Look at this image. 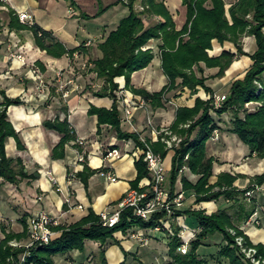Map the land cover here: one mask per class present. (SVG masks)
I'll return each mask as SVG.
<instances>
[{
    "label": "crops",
    "instance_id": "crops-1",
    "mask_svg": "<svg viewBox=\"0 0 264 264\" xmlns=\"http://www.w3.org/2000/svg\"><path fill=\"white\" fill-rule=\"evenodd\" d=\"M8 6L18 14L27 13L32 16L33 23L51 31L54 37L68 50L82 48L73 58L64 56L56 58L39 48L30 31L20 33L11 32L6 26L8 21V7H0V15L4 24L0 33V87L11 99H20L21 106H11L8 110L10 122L17 131L25 147L19 148L15 138H9L6 144L8 157L20 159L27 172L39 175L36 179H26L18 185L6 182L0 178V243L7 233L21 235L28 228L31 218L48 213L58 219L59 225L54 228L56 238L61 231L56 228L70 226L89 216L93 210L97 215L115 206L128 192L134 190L132 183L138 177L136 161L142 154L134 140H121L117 132L109 125L99 128L98 118L91 116L92 107L111 110L114 101L109 97H98L93 92L99 91L105 82L90 72L91 62L103 57L100 45L103 44L111 32L115 31L119 22H114L113 15L123 12L124 6L115 0H75V4L67 0H4ZM164 1L171 12L177 29L181 30L187 22V7L183 0ZM227 8L237 0H225ZM100 2L106 10L104 15L97 19L87 20L84 15L94 16L100 9ZM102 7V6H101ZM95 10V11H94ZM6 14V15H5ZM147 25L159 21L157 17L144 16ZM250 46L254 53L256 41L250 37ZM246 43V40L245 42ZM160 40H152L148 48L154 50L155 59L152 64L132 76V86L138 90L151 93L160 92L168 85V79L162 69ZM236 52L234 45L225 43L220 45L214 42L211 56H219L223 51ZM247 50V49H246ZM249 51V50H247ZM22 56V59L12 56ZM240 56H236L234 65L222 78L215 77L219 68L206 69L207 85L216 95L229 93L231 85L240 76ZM246 64L252 65L249 58ZM249 61V62H248ZM243 63V62H242ZM243 69V67H242ZM248 70V69H247ZM63 74V82L69 83L66 91L59 89L58 75ZM245 73V72H244ZM233 77V78H232ZM120 85L121 94L127 95L137 103L133 109V125L122 122V129L128 133H138L141 137L156 142L157 138L149 126V120L158 129H170L176 120V113L180 107H194L198 97L208 99L209 96L202 89L197 95H192L188 89H178L170 92L166 98L164 108L154 110L141 96L128 91L124 77L116 80ZM179 80L178 83H181ZM144 101L145 105L140 104ZM125 104V103H124ZM125 106V105H124ZM124 106L120 100L121 119L124 115ZM69 123L80 138L88 140L86 149L75 145L71 141L66 146V156L55 160L52 157L53 149L60 143L62 135L46 126L48 122L56 125L57 120ZM217 136L207 143V154L215 159L212 183L218 180L221 174L228 173L236 176L235 187L246 190L254 185L253 179L264 173V158L253 153L236 134L230 132L232 114L218 117ZM195 133L193 138H197ZM118 149L123 153L121 159L105 160L107 151ZM81 154L85 155V162L80 161ZM175 152L171 150L165 159L168 174L172 168ZM85 165L98 171L88 182L86 189L82 180L77 177ZM112 170L117 182L111 183L102 171ZM196 184L200 176L185 169L176 185V196H182V206L177 211L204 210L207 214H214L227 209L233 218L235 227L248 237L254 246L264 245V184L256 186L252 199L244 200L245 212L233 201L220 198L215 201L196 202L194 191H184L182 176ZM55 179V181L52 180ZM150 180L143 179L141 188H149ZM82 206L83 209L79 207ZM254 209V213L247 218L246 213ZM176 224L181 229L183 244L191 243L201 231L199 221L190 215H181L168 221L164 228L172 232L171 226ZM28 230V229H27ZM141 236L146 241L134 238ZM168 236L165 231L130 229L127 233H116L114 239L106 245V264H144L170 263ZM27 239L14 240L21 244ZM117 241L120 245L116 244ZM227 243L221 234L209 235L200 247L210 249L215 247L214 254L207 255L198 250L201 259L206 264L212 261L215 264H229L227 259L219 257V252ZM130 256L126 257L125 252ZM56 264H105L101 256V244L87 240L84 251H73L54 258Z\"/></svg>",
    "mask_w": 264,
    "mask_h": 264
},
{
    "label": "trees",
    "instance_id": "trees-1",
    "mask_svg": "<svg viewBox=\"0 0 264 264\" xmlns=\"http://www.w3.org/2000/svg\"><path fill=\"white\" fill-rule=\"evenodd\" d=\"M75 4V0H67ZM138 0H130L126 7L129 10L127 17L120 21L118 28L111 32L105 42L100 45L103 57L91 62L93 68L90 72L97 74L104 80L105 85L96 92L98 97H109L114 101L111 110L92 107L91 116L98 118L99 128L102 125L111 126L121 140H134L139 148L145 149V145L138 133H128L122 129L120 111V98L118 92L120 85L116 81L124 77L126 89L142 99L157 110L166 105L167 95L178 89H188L192 95H197L202 89L209 96L208 99L198 97L194 107H180L176 113V120L170 130L182 138L179 147L175 148L172 160V168L168 175V188L172 198L176 196V185L184 169H189L193 174L199 175L200 180L194 184L187 177L182 176L184 191L191 190L196 194V202L215 201L225 198L233 201L245 212L244 200L246 193L255 190L256 186L264 184V173L253 179L254 185L240 191L235 187L236 176L224 173L212 183L213 167L215 159L207 154V143L218 129V122L214 114L221 117L232 114L230 132L236 134L253 153L264 158V0H237L229 8L225 0H183L187 7V22L181 30L177 29L174 18L161 0H143L145 10H136ZM8 7V21L6 26L11 32L20 33L30 31L34 35L36 45L47 51L53 57H74V54L82 48L68 50L60 43L51 31H47L36 24H24L20 21L19 14L4 0H0V7ZM106 10L100 6L94 16L84 15L91 20L101 16ZM144 16L157 17L159 21L153 25H147ZM3 21L0 15V33L3 31ZM252 36L256 41L257 50L254 53L245 52L242 38ZM152 40H160L159 45L162 61V69L168 79V85L160 92L151 93L146 90H138L132 86V76L135 72L148 68L155 59L154 50L148 48ZM220 45L231 43L236 52L223 51L219 56H211L214 42ZM248 56L253 64L246 73L244 79L235 81L230 88L227 99L216 108L215 93L207 85L205 67L219 68L215 77H223L227 69L233 64L236 56ZM204 64V66L202 65ZM182 80L181 83H178ZM0 178L6 182L18 185L23 180L36 179L39 175H30L20 159L8 157L6 144L9 138H15L19 148L24 149L19 135L9 120L8 110L11 106H21L20 99H11L0 87ZM258 103L255 110H248L247 104ZM55 130L62 135L60 143L53 149L52 157L55 160L66 156V146L75 141L77 134L73 132L69 123V117L65 120H57ZM197 133L198 137L193 138ZM152 150L166 159L170 150L159 139L152 142L147 139ZM138 177L132 183V188L145 192L149 188H141L143 179L150 178L145 157L136 161ZM85 165L84 170L77 175L88 189L89 179L97 174ZM254 209L246 213L249 218ZM190 215L195 217L201 226V231L190 243L188 254H182L179 249L183 245L181 229L172 224V232L167 233L169 256L173 264H206L201 259L198 250L203 241L213 234H221L227 243L219 252V257L227 259L229 264H251L241 248L237 245L236 238L243 236L248 246L253 247L250 239L244 232L237 229L233 218L227 209L214 214H207L204 210L175 211L174 217ZM167 213L155 214L146 221L134 215L133 210L122 213L119 223L110 228L103 225L100 215L93 210L88 217L80 222L56 228L61 235L48 245L36 246L30 249L26 247H13L10 243L14 240L28 238V228L21 235L5 233V239L0 243V264H22L20 256L29 252L23 264H56L54 258L73 251H84L86 241L91 240L101 244V256L106 264V245L114 239L116 233H127L130 229L155 230L162 226V221L167 220ZM234 230L236 234H232ZM116 244L120 245L117 241ZM258 257L264 258V245L255 246ZM125 252V251H124ZM126 257L129 253H124ZM122 264H126L123 262ZM139 264H144L139 260Z\"/></svg>",
    "mask_w": 264,
    "mask_h": 264
},
{
    "label": "built area",
    "instance_id": "built-area-1",
    "mask_svg": "<svg viewBox=\"0 0 264 264\" xmlns=\"http://www.w3.org/2000/svg\"><path fill=\"white\" fill-rule=\"evenodd\" d=\"M125 1V0H120ZM20 21L24 24H34L32 16L27 13L19 14ZM13 58L22 59V56H12ZM59 89L61 91H66L65 95L67 96L69 92L66 90L69 83L63 82V74L58 75ZM120 92V91H119ZM121 102L124 106V115L122 117V122L125 124L133 125V109L137 107V103L128 99L127 95L121 94L119 96ZM2 98L0 97V100ZM227 99L226 95L215 96V106L219 108L223 102ZM125 103V104H124ZM142 107L145 105V102L142 101L140 104ZM149 126L152 128L153 134L156 136L157 141L159 139L166 145L167 150H174L179 147L182 142V138L174 134L170 129H158L151 120H149ZM73 132L75 130L72 128ZM217 133V131H215ZM215 133V134H216ZM218 139V136L214 137ZM142 143L145 145V149L140 148L142 156L145 157V162L147 163L148 170L150 171V190L145 192H140L139 190H131L124 196L115 206L108 208L106 211L100 214L103 225L107 227H114L119 223L121 215L126 210H133L134 215L140 217L146 221L150 220L155 214L167 213L168 219L162 221V226L156 228L155 230L162 231L167 225L168 221L174 220L175 211L182 206L183 197L175 196L171 197L170 191L168 189V169L165 165V159L162 158L160 154L155 153L152 150L151 145L147 142L146 138L140 137ZM75 145L80 148L86 149L88 146V140L80 138L77 136L75 140ZM123 153L114 149L107 151L104 155V159H121ZM86 158L84 154H81L80 161L85 162ZM185 170V169H184ZM101 174L105 176L111 183L117 182V178L112 170L102 171ZM55 181L54 178H52ZM254 190H250L246 193L247 199H252L254 196ZM83 209L82 206L79 207ZM59 225L58 219L48 213H41L29 221L28 225V236L29 240L26 244V248L30 249L36 246L48 245L56 238V233L54 228ZM232 234H236L234 230H231ZM134 238L146 241V239L141 236L134 235ZM237 245L241 248V252L244 253L250 261L254 264H264V258L258 257L257 249L255 247H249L246 243V240L243 236L236 238ZM18 244H15L17 246ZM190 250V243H184L179 251L186 255ZM29 255L25 253L23 255V261L25 262L26 257ZM173 264V263H172Z\"/></svg>",
    "mask_w": 264,
    "mask_h": 264
},
{
    "label": "rangeland",
    "instance_id": "rangeland-1",
    "mask_svg": "<svg viewBox=\"0 0 264 264\" xmlns=\"http://www.w3.org/2000/svg\"><path fill=\"white\" fill-rule=\"evenodd\" d=\"M101 1V0H100ZM115 2H117V3H120V4H122L123 6H124V8H123V12H120V13H117L116 15L114 14L112 17H113V21L114 22H119L120 20H121V18L122 17H124V16H126L127 15V13H128V8L126 7V5H128L129 4V2H130V0H125V1H120V0H115ZM103 2L101 3L100 2V6H102V8H103ZM136 10L137 11H140V12H143L144 10H145V6H144V3H143V0H138V2H137V4H136ZM95 11V10H94ZM6 15V14H5ZM104 15V13L101 15V16H99V17H97V18H100V17H102ZM97 18H94V19H97ZM124 19V18H123ZM250 37H252V36H246V37H244V38H242V45H243V49L245 50V52H253L252 51V49H251V46H250ZM253 38V37H252ZM245 40H246V43H244L245 42ZM256 45V44H255ZM235 48V47H234ZM256 48H257V46H256ZM249 50V51H247V50ZM236 50V49H235ZM257 50V49H256ZM240 63H239V66H242L243 67V69H242V67H241V74H240V76H237V77H232L233 79H231V80H234V79H236L235 81H237V80H242V79H244V77H245V75H246V73L250 70V68H251V66H249V68L248 67H246L247 66V64L245 63L246 62V60H245V58H249L250 59V61H252L251 60V58L250 57H248V56H243V55H241L240 57ZM235 61H236V58H235V60H234V62H233V64L232 65H234V63H235ZM243 62V63H242ZM249 62V61H248ZM252 64H253V62H252ZM203 66H204V64H202ZM232 65L229 67V69L232 67ZM205 67V66H204ZM206 69H213V68H207V67H205V70ZM229 69H227V71L229 70ZM248 69V70H247ZM226 71V72H227ZM245 72V73H244ZM226 75V74H225ZM224 77V76H223ZM219 78H222V77H219ZM234 81V82H235ZM233 82V83H234ZM223 95H228V93H226V94H222L221 96H223ZM215 96H220V95H216L215 94ZM259 104L258 103H250V104H247L246 105V108L248 109V110H255V108L258 106ZM169 175V174H168ZM169 189V188H168ZM28 243V242H27ZM27 243H24V244H21V243H16V242H14V241H12L11 243H10V245L11 246H13V247H25L26 246V244ZM15 244H18L17 246H15ZM250 247V246H249ZM253 247H255L254 245H253ZM256 248V247H255ZM200 252L203 254V253H208L207 255H209V254H214L215 252H216V248L215 247H213V248H210V249H203V248H201L200 249ZM244 254V253H243ZM245 255V254H244ZM261 257V256H260ZM245 258L247 259V257H246V255H245ZM20 261H21V263L23 264V254H22V256H20ZM251 264H254V263H252V261H250L249 259H247ZM173 263V261L172 262H170L169 264H172ZM162 264H168V263H162ZM208 264H215V263H213L212 261H209L208 262Z\"/></svg>",
    "mask_w": 264,
    "mask_h": 264
},
{
    "label": "water",
    "instance_id": "water-1",
    "mask_svg": "<svg viewBox=\"0 0 264 264\" xmlns=\"http://www.w3.org/2000/svg\"><path fill=\"white\" fill-rule=\"evenodd\" d=\"M46 126L53 129L55 127V124L48 122Z\"/></svg>",
    "mask_w": 264,
    "mask_h": 264
}]
</instances>
